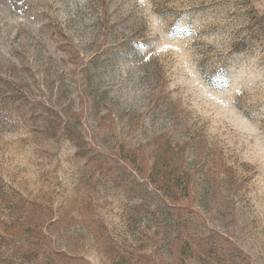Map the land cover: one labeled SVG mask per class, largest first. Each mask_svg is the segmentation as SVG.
I'll return each instance as SVG.
<instances>
[{"label": "rangeland", "instance_id": "rangeland-1", "mask_svg": "<svg viewBox=\"0 0 264 264\" xmlns=\"http://www.w3.org/2000/svg\"><path fill=\"white\" fill-rule=\"evenodd\" d=\"M264 0H0V264H264Z\"/></svg>", "mask_w": 264, "mask_h": 264}, {"label": "trees", "instance_id": "trees-1", "mask_svg": "<svg viewBox=\"0 0 264 264\" xmlns=\"http://www.w3.org/2000/svg\"><path fill=\"white\" fill-rule=\"evenodd\" d=\"M257 19L259 20L260 24L264 27V13L263 15H258Z\"/></svg>", "mask_w": 264, "mask_h": 264}]
</instances>
